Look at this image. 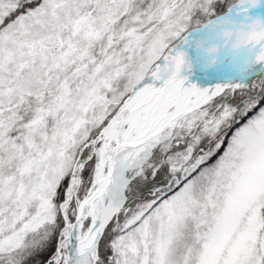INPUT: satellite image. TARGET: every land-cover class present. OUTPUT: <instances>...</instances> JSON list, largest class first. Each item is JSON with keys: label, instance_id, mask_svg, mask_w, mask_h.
Masks as SVG:
<instances>
[{"label": "snow or ice", "instance_id": "6c2138e0", "mask_svg": "<svg viewBox=\"0 0 264 264\" xmlns=\"http://www.w3.org/2000/svg\"><path fill=\"white\" fill-rule=\"evenodd\" d=\"M257 65L264 0H0V264H264V73L190 81Z\"/></svg>", "mask_w": 264, "mask_h": 264}, {"label": "bare ground", "instance_id": "6f19581e", "mask_svg": "<svg viewBox=\"0 0 264 264\" xmlns=\"http://www.w3.org/2000/svg\"><path fill=\"white\" fill-rule=\"evenodd\" d=\"M240 76L244 75L239 74L231 68L213 70L209 72H202L198 69L194 75L190 76V81L197 83L201 87H209L223 81L225 78L239 79Z\"/></svg>", "mask_w": 264, "mask_h": 264}, {"label": "rangeland", "instance_id": "374dc122", "mask_svg": "<svg viewBox=\"0 0 264 264\" xmlns=\"http://www.w3.org/2000/svg\"><path fill=\"white\" fill-rule=\"evenodd\" d=\"M262 73H264V65H257L256 67H255V70L253 71V70H249L248 72H247V75H246V77H244V76H240L239 77V79L238 78H235V79H238V80H240V79H244V80H246V79H248V78H250V77H255V76H257V75H260V74H262ZM237 75V74H236Z\"/></svg>", "mask_w": 264, "mask_h": 264}, {"label": "trees", "instance_id": "16d2710c", "mask_svg": "<svg viewBox=\"0 0 264 264\" xmlns=\"http://www.w3.org/2000/svg\"><path fill=\"white\" fill-rule=\"evenodd\" d=\"M47 255V253H45V256ZM38 260H43L44 259V256H41V257H38L37 258Z\"/></svg>", "mask_w": 264, "mask_h": 264}, {"label": "water", "instance_id": "95a60500", "mask_svg": "<svg viewBox=\"0 0 264 264\" xmlns=\"http://www.w3.org/2000/svg\"><path fill=\"white\" fill-rule=\"evenodd\" d=\"M224 69H226V68H224Z\"/></svg>", "mask_w": 264, "mask_h": 264}]
</instances>
